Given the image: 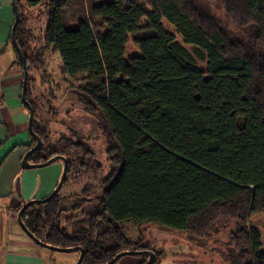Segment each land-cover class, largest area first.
Masks as SVG:
<instances>
[{
	"label": "trees",
	"instance_id": "16d2710c",
	"mask_svg": "<svg viewBox=\"0 0 264 264\" xmlns=\"http://www.w3.org/2000/svg\"><path fill=\"white\" fill-rule=\"evenodd\" d=\"M13 1L32 129L41 139L29 162L64 156L62 187L101 170L77 129L51 139L39 120L29 71L43 55L30 48L23 8L44 3L42 49L60 54L63 74L87 80L76 100L103 136L110 166L98 185L68 195L61 187L27 207L25 228L49 245L80 246V264H103L147 248L140 236H126L125 222L194 238L231 219L239 227L229 236L230 264H264L260 232L246 225L264 212V0H215L216 7L205 0ZM129 40L138 53L126 55ZM16 63L22 68L17 52ZM34 143L31 137L29 148Z\"/></svg>",
	"mask_w": 264,
	"mask_h": 264
},
{
	"label": "rangeland",
	"instance_id": "374dc122",
	"mask_svg": "<svg viewBox=\"0 0 264 264\" xmlns=\"http://www.w3.org/2000/svg\"><path fill=\"white\" fill-rule=\"evenodd\" d=\"M205 1L212 7H216L215 0ZM23 16L26 18L27 36L30 48L32 47L31 50L35 54L42 53L43 55L42 65H39L37 60L36 63H31L29 71L34 79L31 91L32 96L39 102L37 112L41 124L47 127L51 139L57 138L61 134L68 135L70 128L77 129L80 136L89 140L94 150V158L101 165L98 174L79 173L60 190L61 195L79 193L87 182L98 185L99 177L105 176L110 168L105 155L104 138L99 131L85 123L84 111L76 100V88L83 87L87 80L83 74L74 77L63 74L60 71L62 66L60 54L53 51L50 46L42 49L44 45L43 31L47 18L44 3L35 7L25 5ZM169 29L171 30V27ZM9 45L13 49L11 41ZM186 47L192 49V46L186 45ZM135 53H138V48L132 40H129L126 55ZM197 65L200 68L205 67V63L198 62ZM44 81L51 82L53 88L48 83H43ZM70 86L73 89L71 91H69ZM48 88L54 90L56 99L49 98ZM56 164L60 165L62 170V161L56 160L51 166L55 167ZM0 209V241L3 246L9 242L8 238L9 240L17 236L27 238L16 218L10 221L8 213L2 212L6 211V208L0 206ZM9 215L15 217L14 214L9 213ZM246 225L259 230L261 248L264 250V212L252 214L247 219ZM122 226L129 239L136 240L139 236L141 237V242L147 246L145 250H150L155 254L154 262H157L156 264H230L228 259L229 236L237 230L239 224L234 220L224 219L216 223L205 236L194 238H190L183 232L171 231L153 224L134 225L131 222H125ZM37 247L41 252L42 264H76L79 257V252L76 250L64 252L42 246ZM13 249L19 250L20 247L15 246ZM147 258V255L146 257L139 254L124 255L113 264H140Z\"/></svg>",
	"mask_w": 264,
	"mask_h": 264
},
{
	"label": "crops",
	"instance_id": "0c3cea01",
	"mask_svg": "<svg viewBox=\"0 0 264 264\" xmlns=\"http://www.w3.org/2000/svg\"><path fill=\"white\" fill-rule=\"evenodd\" d=\"M13 21L11 1L0 0V206L6 208L2 212L8 213L10 221L17 220V209L24 202L50 194L62 172L60 165L51 166L56 161L43 167H21L32 136L28 111L21 101L22 68L16 63L15 48L9 45ZM27 238H8L4 246L0 241V264H42L40 245Z\"/></svg>",
	"mask_w": 264,
	"mask_h": 264
},
{
	"label": "water",
	"instance_id": "95a60500",
	"mask_svg": "<svg viewBox=\"0 0 264 264\" xmlns=\"http://www.w3.org/2000/svg\"><path fill=\"white\" fill-rule=\"evenodd\" d=\"M11 5H12V10H13V15H14V21H13V24L11 27L10 39H11V43H12L13 47L15 48V50L19 56L21 66H22V73H23L21 101L28 111V131L35 140V143L23 155V157L21 159V167L22 168L43 167V166H46V165L54 162L55 160H61L63 163V168H62L60 178L58 180L57 185L53 189V191L45 198L30 199V200L24 202L17 211V221H18L20 228L24 231V233L32 241H34L35 243H37L38 245H40L42 247H46V248L57 250V251H64V252H70V251H74V250L78 251L79 257H78V260L76 261V264H80L82 261L83 255H84V251L80 246H77V247H57V246H53V245H49L47 243H44L41 240H39L38 238H36L29 230H27V228H25L24 223H23L22 218H21L22 212L27 207H29L30 205H32L34 203H42V202L49 200L50 198H52V196H54L60 190V188L62 187L64 180H65L68 163H67L66 158L62 155H53L52 157H50L49 159H47L41 163H30L28 160V156L40 147L41 139L32 129L34 109L26 98V85H27V81H28V69H27V64H26V58L23 55L22 49L18 45V43L16 41V37H15V30H16V26L18 24L19 16H18L16 5H15L13 0H11ZM139 253H144L148 256V258L144 262H142L141 264H151L155 261V254L150 250H124V251L117 253L113 258H111L109 261H107L103 264H113L121 256L134 255V254H139Z\"/></svg>",
	"mask_w": 264,
	"mask_h": 264
}]
</instances>
